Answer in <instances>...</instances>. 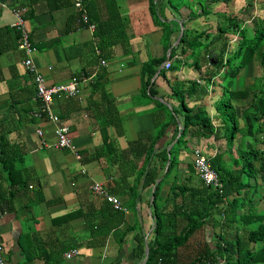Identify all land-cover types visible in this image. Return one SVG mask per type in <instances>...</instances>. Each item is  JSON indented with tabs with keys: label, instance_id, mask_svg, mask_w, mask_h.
Instances as JSON below:
<instances>
[{
	"label": "crops",
	"instance_id": "crops-1",
	"mask_svg": "<svg viewBox=\"0 0 264 264\" xmlns=\"http://www.w3.org/2000/svg\"><path fill=\"white\" fill-rule=\"evenodd\" d=\"M81 1L95 25L100 23L102 28L103 20L108 23L110 17L113 26L102 28L97 35L83 21L76 0H3L5 5L0 4V135H6V152L20 147L25 151L22 162L19 156L16 164L22 178L15 177L18 182L26 180L23 186H11L0 163V237L9 264H139L143 260L139 240L145 237L146 249L154 223L152 198L168 164L163 152L176 144L185 119L173 89L179 81L184 90H191L186 98L189 106L205 108L218 128L209 138L191 134L186 145L177 148L179 164L176 174L162 186L161 208L173 199L172 183L200 181L190 167L195 164L196 147L210 155L218 172L227 168L239 171V152L264 153V116H258L252 133L247 132L248 123L241 117L255 101L260 104L258 95L264 93L261 59H254L235 76L220 69L216 60L237 34L229 26L232 17L242 27L261 26L264 0ZM20 6L29 9L27 26L37 47L33 57L38 72L51 85L79 82L80 95L57 97L54 110L69 127L81 158L57 147L55 124L35 114L41 103L34 74L23 63L26 53L18 47L19 34L13 27V8ZM185 31L198 36L195 51L193 47L183 50ZM231 44L234 49L239 43ZM162 58L161 65L171 61L172 66L160 72L161 65L157 68L150 87L154 83L158 93L145 94L144 66ZM101 75H105L102 83L98 81ZM228 89L250 91L247 97L231 101L239 125L232 139L216 109ZM38 128L50 145L43 144ZM147 152L154 154L146 157ZM151 165L158 179L153 185H144ZM255 167L253 176L243 174V178L254 188L248 191H255L256 208L264 210V172L259 164ZM97 181L119 197L126 209H118L94 193L92 185ZM232 198L230 194L226 199ZM107 202L114 208L111 212L103 208ZM218 221L209 219L180 249V264H190L189 246L197 253L206 245L223 243L217 234L235 238V223ZM98 224H113V228L107 235L105 231L93 233ZM71 249H79V253L68 258L65 253ZM217 261L215 264H222L225 259Z\"/></svg>",
	"mask_w": 264,
	"mask_h": 264
},
{
	"label": "trees",
	"instance_id": "trees-1",
	"mask_svg": "<svg viewBox=\"0 0 264 264\" xmlns=\"http://www.w3.org/2000/svg\"><path fill=\"white\" fill-rule=\"evenodd\" d=\"M154 0H151V4ZM116 17L119 16L116 11ZM90 19V16H89ZM108 20H103L102 28L113 26V19L109 17ZM237 17H232L230 20V27L234 33H239L241 38L237 41L239 44L234 49H231V43L228 41L225 51L220 58H217V64L220 69L226 65L228 68L231 63V59H234V65L232 68L231 75L235 76L239 74L241 69L248 63L256 58L261 59V63L264 65V19L262 20V27H258L257 23H254V31L261 30L259 34L260 42H254L253 39L249 38L248 33L251 30L250 27L241 26L238 22ZM91 23H94L90 19ZM95 24V23H94ZM225 26V25H224ZM226 28L227 30L230 27ZM100 23L96 24V34L99 35L102 30ZM198 36H192L191 33L184 32L183 43L185 47L183 50H187L189 47H193L195 51L198 45ZM197 42V43H196ZM103 48V46H100ZM195 47V48H194ZM102 50V49H100ZM186 51H184L185 53ZM172 58V57H171ZM165 60L152 59L145 64L142 75H143V88L145 94L151 96L156 95V92L151 85L152 77L157 71V68ZM213 63V61H210ZM216 62V61H215ZM178 66V64L176 65ZM223 66V67H222ZM227 70V69H226ZM231 71V70H230ZM105 75H101L98 81L103 82ZM179 86V88H178ZM183 83L180 81L174 85V93L181 101V108L184 111L185 119L183 121L184 130L177 140L176 144L171 149V157L167 151L163 152V159L165 163H169V168L162 176L161 182L157 184L155 189V210H154V221L156 226L152 231L150 237H148V243L150 245V255L146 264H180L179 251L181 248L186 247L191 238L199 232L211 218H215L220 221H224L231 226L236 225L235 238H226L223 235L220 236L223 243H218L215 246L206 245V247L197 251L193 256H189L187 259L190 264H215L217 259L224 258L225 261L222 264H264V210L256 208V202L254 198V192L248 191L250 188L253 191V186L249 182H246L243 178V174L253 176L257 169L255 166L258 164L261 166L260 169L264 172V153L249 152L241 153L239 156L242 158L240 164L241 169H219V174L224 183L222 192L212 186H207L201 180L198 183L187 184L172 183L170 188V195L173 197L170 202L166 204L165 209L158 205V201L161 197L162 186L165 181L170 177L171 173L176 171L177 165L179 164L177 148L181 145H186L187 138L189 135H196V137L209 138L213 134H216L218 128L212 116L205 108L199 110L190 107L187 103V94L191 93V90H184ZM150 87V90L148 89ZM106 92V88H104ZM250 91L248 89L243 90H230L228 89L229 100L227 106L233 107L231 101L233 99L245 98L248 96ZM264 93L258 95L257 101L254 102L249 109H245L241 117L246 119L247 132H253L256 124V120L259 115L264 116ZM225 101L219 103L216 107L218 115H224L223 105ZM162 104V103H161ZM257 109V110H256ZM177 112V110H175ZM226 124L225 119L223 118ZM233 121L235 122L230 133V138L239 131V125L236 117L235 110L233 108ZM259 127L258 130H261ZM160 137V134L158 135ZM176 137V136H175ZM174 137V138H175ZM6 135H0V163L2 165V171L7 174V178L10 180V185L23 186L26 180L23 178L21 182L16 181L15 177L17 174L20 175L19 179L22 178L21 169L17 167V159L19 157L20 162L23 160V154L25 151L20 147L19 151L6 152L3 148L6 145ZM154 153L147 152L146 157H151ZM208 157L211 160L210 155ZM212 164L215 162L211 160ZM239 164V159H238ZM166 166V165H165ZM193 172L199 175L196 171L195 164L190 165ZM176 174V173H175ZM177 176V175H176ZM200 177V176H199ZM264 178V173H263ZM158 179L155 169L152 165L149 169L144 185H153ZM247 188V189H245ZM251 192V193H250ZM232 195L231 200H227L228 195ZM236 194V195H234ZM106 210L111 212L113 206L107 202L104 207ZM119 212V211H118ZM113 224H98L93 229V233L98 231H105V235L109 234ZM139 257L143 258L145 254V237L142 236L139 240ZM257 244V247H252L251 244Z\"/></svg>",
	"mask_w": 264,
	"mask_h": 264
},
{
	"label": "built area",
	"instance_id": "built-area-1",
	"mask_svg": "<svg viewBox=\"0 0 264 264\" xmlns=\"http://www.w3.org/2000/svg\"><path fill=\"white\" fill-rule=\"evenodd\" d=\"M1 5H5L3 0H0ZM76 5L81 8L83 21L91 28L95 29L96 25L90 22L89 15L87 10L85 9L81 0H76ZM27 6H20L13 8V13L15 15V21L13 23L14 29L19 34V44L18 47L26 53V58L24 60V65L31 73L34 74V80L36 85L37 97L40 100L41 108L40 112L35 113L36 116H46L48 117L54 124H55V133H56V146L61 149H67L73 152L76 157L81 158V153L77 145L72 140L69 134V127L60 122V116L54 110V101L57 97L61 95L79 96L81 93V88L79 86V82L74 80L69 83H62V84H48L47 79L45 76L38 72L37 67L34 62V53L37 50V47L31 37L30 31L27 26ZM239 34H236L234 38L231 40V43L237 42L239 40ZM98 53H101L100 49H97ZM102 63L106 64V60L102 59ZM172 63L171 61H167L165 64V68H171ZM38 135L42 138V142L44 145H50L44 139V131L42 128L37 129ZM194 155V163L196 171L198 172L201 180L207 186H212L217 188L219 191L222 192L224 183L222 178L217 171V169L212 164L208 154L201 149L200 147H196L193 151ZM92 191L96 194L103 196L107 201L112 203L118 209H126L123 206L122 201L116 195L110 193L107 188L101 182H95L92 185ZM79 253V249H71L70 251L66 252V257L70 258L73 255ZM0 264H9L7 257L5 256V243L0 237ZM106 264V263H102Z\"/></svg>",
	"mask_w": 264,
	"mask_h": 264
},
{
	"label": "rangeland",
	"instance_id": "rangeland-1",
	"mask_svg": "<svg viewBox=\"0 0 264 264\" xmlns=\"http://www.w3.org/2000/svg\"><path fill=\"white\" fill-rule=\"evenodd\" d=\"M263 25H261L260 27H262ZM261 30L262 29H258L257 31H254L253 29H251L250 31H249V33H248V36H249V38H251V39H253V41L256 43L257 41L258 42H260V38H259V34H261L262 32H261ZM263 44H264V40H263V42H262ZM178 64V63H177ZM233 65H234V59L232 58L231 59V63L229 64V66H228V68H226V65H225V67L223 68V70H225V69H227L228 70V72L230 73V72H232V68H233ZM178 66H180V64H178ZM223 67V66H222ZM231 70V71H230ZM228 78V77H227ZM230 78V77H229ZM227 93H228V90L226 91ZM226 93V95H228ZM225 95V97L223 98L224 100L223 101H225L226 103H224V105H223V109H224V115L222 116L224 119H225V121H226V124H227V128H226V130H227V132L229 133L231 130H232V128H233V125H234V121H233V107L232 108H230L229 106H227V100L228 99H226V97H229V96H226ZM176 153H178V150L176 151ZM172 174H174V172H172L171 173V175H170V177H172L173 175ZM196 252H195V248H193L192 246H189V247H187V256L189 257V256H193V254H195ZM187 257V258H188ZM219 264V263H218Z\"/></svg>",
	"mask_w": 264,
	"mask_h": 264
},
{
	"label": "water",
	"instance_id": "water-1",
	"mask_svg": "<svg viewBox=\"0 0 264 264\" xmlns=\"http://www.w3.org/2000/svg\"><path fill=\"white\" fill-rule=\"evenodd\" d=\"M180 40H181V37L178 39V43L180 42ZM167 60H168V59H167ZM166 62H167V61H165V62L161 65V68L159 69V72L161 71V69H163V68L165 67ZM159 72H158V73H159ZM158 73H157V75H158ZM157 98H158L160 101H162L163 103H165V104H167V105L170 106V103H169V102L165 101L164 99H162V98H160V97H157ZM183 130H184V126H183L182 123H180V131H179V134H178V136H177V139H179V137L181 136ZM168 154H169V156L171 157V147H170V149H169V151H168ZM169 163H170V160L168 161V164H167V167H166V171H167L168 168H169ZM154 198H155V195H153L152 200H154ZM155 226H156V222L154 221V223H153V227H152L151 231L147 234V237H148L149 234L154 230ZM149 255H150V245H149V243H148V240H146L145 256H144L143 260H142L139 264H146L147 261H148V259H149Z\"/></svg>",
	"mask_w": 264,
	"mask_h": 264
}]
</instances>
